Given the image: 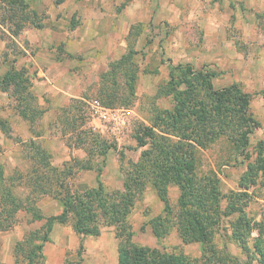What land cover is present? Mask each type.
<instances>
[{
  "label": "rangeland",
  "instance_id": "374dc122",
  "mask_svg": "<svg viewBox=\"0 0 264 264\" xmlns=\"http://www.w3.org/2000/svg\"><path fill=\"white\" fill-rule=\"evenodd\" d=\"M24 1L28 9L37 12L35 20L41 27L36 21L28 20L22 22L24 27L17 34L10 32L11 23L1 20L6 13L0 0V76L11 66L27 68L32 77V90L42 108L56 105L57 95L45 89L46 83L40 82L44 76L40 77L37 71L46 70L45 75L57 83L66 69H70L85 83L81 84V96L69 97L56 105L54 119L41 114L32 122L18 115V102L9 91H0V116L9 121L10 128L7 135L0 132V178H6L2 186L10 184L22 198L34 199L45 215L61 212L62 206L52 194L35 193L30 168L37 167L47 174L35 163V147L39 146L49 153L47 159L53 166L71 168L70 176L63 180L67 190L81 191L96 186L97 177L106 191L121 189L128 160H138L142 150L134 137L136 129L151 124L157 111L173 108L174 93L169 92L173 87L184 88L183 84L170 83L172 73L176 80L179 74L174 66L190 65L195 72H214L211 82L215 89L235 83L251 94L248 112L258 125L248 134V144L241 146L233 137L230 139L234 131L226 130L197 148L195 170L199 177L215 174L223 194L230 190L246 192L238 202L243 199L246 212L255 221L262 219L264 172L258 170L253 176L246 171L249 164H255L259 148L264 155V0ZM136 15L139 19L134 18ZM109 40L108 47L113 54L131 53L136 67L132 83L127 81L124 66L114 76L101 81V74L120 56L110 60L97 78L90 77L89 68L83 65L96 46H102L104 41L108 44ZM58 97L63 99L62 95ZM93 98L121 117L117 126L93 118L89 110V101ZM43 132L51 139L36 137ZM60 144L67 150L79 148L78 153L61 165L60 158L49 151L56 150ZM83 164L93 168L81 169ZM52 190L61 191L55 185ZM168 196L175 212L179 196L176 185H169ZM224 202L222 199V206ZM162 208L156 190L148 185L135 200L129 216L132 240L198 256V243H183L175 228L161 242L156 239L148 221L161 213ZM234 217V214L222 217L226 234L220 232L224 234L222 240L228 252L244 260L245 254L231 239L230 222ZM15 219L12 228L0 230V263L26 264L28 260L22 251L15 250V244L44 223V220L30 221L29 213L24 210L16 212ZM73 221L70 213L66 222L53 223L40 251L42 257H38L39 251H34L33 264H118L120 237L116 236L115 227L103 225L98 235L82 236L74 232ZM256 234L254 229L252 236ZM248 242L251 246L252 237ZM30 247L31 244L24 243V249ZM253 264L259 263L254 260Z\"/></svg>",
  "mask_w": 264,
  "mask_h": 264
},
{
  "label": "trees",
  "instance_id": "16d2710c",
  "mask_svg": "<svg viewBox=\"0 0 264 264\" xmlns=\"http://www.w3.org/2000/svg\"><path fill=\"white\" fill-rule=\"evenodd\" d=\"M1 1L6 13V17L1 20L5 22L7 19L11 23L8 25L10 32L17 34L24 27L22 22L28 20L36 21V25L41 27L35 20L37 12L28 9V3L24 0ZM123 66L127 81L132 83L136 67L131 53L122 54L113 60L109 69L101 74V81L117 74L116 71ZM174 67L179 70V74L176 80V75L172 73L170 83L183 84L184 88L173 87L169 92L174 93L172 109L157 111L151 124L136 129L134 137L142 150L138 160H128L121 189L106 191L103 182L97 177L96 186L81 191L67 190L63 180L70 176L71 168L65 170L53 166L47 159L49 153L39 146L35 147V163L40 164L47 174L37 167L30 168L34 175L35 193L52 194L62 206L60 213L45 215L34 199L29 196L22 198L10 184L2 186L1 182L6 178H0V230L12 228L16 221L15 213L20 210L29 213L30 221L44 220L39 230L29 231L15 244V250L22 251L28 260L26 264H33L31 258L34 251H39L38 257H42L40 251L53 223L66 222L70 213L74 219L73 230L78 235H98L103 225L116 228V236L120 237L118 264H253L254 260L264 264V216L255 221L246 212L243 199L238 202L247 195L246 192L230 190L223 194L215 174L199 177L195 170L197 148L226 130L234 131V134L230 133V139L233 137L232 140L243 147L248 144V134L258 125L248 112L251 94L235 83L221 89L213 88L211 77L215 73L212 71L195 72L190 65ZM31 80V75L23 66H11L0 76V91H9L18 102V115L32 122L41 116L45 108L38 103ZM8 122L0 116V132L6 135L10 130ZM262 152V148H259L255 164L248 165L246 174L254 176L258 170L264 172ZM80 167L93 168L89 164ZM97 170L100 172L99 168ZM170 184L176 185L179 190L175 212L168 196ZM54 185L61 191L52 190ZM148 185L156 190L163 203L161 213L148 221L156 239L161 242L175 228L183 243H198V256H190L181 250H169L163 245L160 248L146 246L132 240L133 229L129 216L135 200L141 197ZM222 199L225 200L223 206ZM233 214L235 217L230 222L231 239L245 254L244 260L231 255L222 240V235L226 234V228L221 225L222 217ZM169 221L171 224H168ZM254 229L257 234L252 236ZM251 237L250 246L248 240ZM24 243L31 244V247L24 249Z\"/></svg>",
  "mask_w": 264,
  "mask_h": 264
},
{
  "label": "crops",
  "instance_id": "0c3cea01",
  "mask_svg": "<svg viewBox=\"0 0 264 264\" xmlns=\"http://www.w3.org/2000/svg\"><path fill=\"white\" fill-rule=\"evenodd\" d=\"M262 0H259V2ZM140 16L136 15L134 18L139 19ZM113 41V39H112ZM111 40H109V43L106 44L104 41V44L102 46H96V50H93L90 54H88L86 61H84L83 65L87 68H89V71L91 73L90 77H95L97 78L99 73L104 70L108 64V62L112 59L118 58L119 56L117 54H113V51L109 50ZM101 45V44H100ZM102 47V48H100ZM77 52V51H76ZM75 52V53H76ZM87 54L85 53L83 56H86ZM67 71L64 73V75L61 76V80L59 82H55L53 79L50 77L46 76V70H39L37 71V74H40L44 76V78L40 79V82L46 83V88L48 91L52 92V95L54 96L55 94L57 95L56 97V105H60L63 100L68 99L69 97H78L82 95V89H83V83H85L84 79L79 78L76 73L71 71L70 69H66ZM93 79V78H92ZM74 85V86H73ZM62 95V100H59L58 96ZM41 101V99H40ZM56 105L50 107V108H45V111L42 113L43 116L49 118L55 117L56 114ZM38 138L42 139H51V136L47 134L46 132L41 133L40 135H36ZM34 137V138H36ZM54 137V136H53ZM46 145V144H45ZM46 149H49L45 147ZM49 151L56 156L57 158H60V165L64 160L70 159L71 156H73L75 153H78L79 148L77 149H66L65 145L60 144L56 150L54 149H49ZM83 171L80 172L82 174Z\"/></svg>",
  "mask_w": 264,
  "mask_h": 264
},
{
  "label": "built area",
  "instance_id": "2783aa9c",
  "mask_svg": "<svg viewBox=\"0 0 264 264\" xmlns=\"http://www.w3.org/2000/svg\"><path fill=\"white\" fill-rule=\"evenodd\" d=\"M89 110L93 118L101 122L109 123L117 126L120 123L121 117L116 114L114 109L103 105L97 98L89 101Z\"/></svg>",
  "mask_w": 264,
  "mask_h": 264
}]
</instances>
